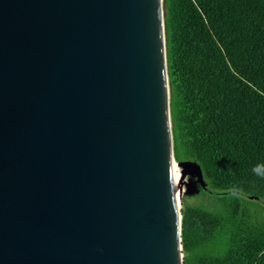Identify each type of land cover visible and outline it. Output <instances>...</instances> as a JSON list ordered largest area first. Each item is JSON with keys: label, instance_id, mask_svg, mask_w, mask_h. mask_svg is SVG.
<instances>
[{"label": "water", "instance_id": "water-1", "mask_svg": "<svg viewBox=\"0 0 264 264\" xmlns=\"http://www.w3.org/2000/svg\"><path fill=\"white\" fill-rule=\"evenodd\" d=\"M186 175L164 0H0V264H184Z\"/></svg>", "mask_w": 264, "mask_h": 264}, {"label": "trees", "instance_id": "trees-1", "mask_svg": "<svg viewBox=\"0 0 264 264\" xmlns=\"http://www.w3.org/2000/svg\"><path fill=\"white\" fill-rule=\"evenodd\" d=\"M164 11L175 159L202 166L200 192L215 200L182 201L184 264H264V177L252 171L264 164V0Z\"/></svg>", "mask_w": 264, "mask_h": 264}, {"label": "rangeland", "instance_id": "rangeland-1", "mask_svg": "<svg viewBox=\"0 0 264 264\" xmlns=\"http://www.w3.org/2000/svg\"><path fill=\"white\" fill-rule=\"evenodd\" d=\"M165 12V11H164ZM194 175H186L184 181L189 184L188 188L186 185H183V197L182 201L185 200L190 206H209L214 203V199L207 195L201 194L196 191L197 188H200L199 183L197 182L196 177ZM209 250H199L198 254L191 255V262H194L200 255H204L206 252H210Z\"/></svg>", "mask_w": 264, "mask_h": 264}, {"label": "clouds", "instance_id": "clouds-1", "mask_svg": "<svg viewBox=\"0 0 264 264\" xmlns=\"http://www.w3.org/2000/svg\"><path fill=\"white\" fill-rule=\"evenodd\" d=\"M253 173H255L257 176L264 177V164H257L252 169ZM170 184L172 183V177L170 176ZM233 195H235V190H233Z\"/></svg>", "mask_w": 264, "mask_h": 264}, {"label": "bare ground", "instance_id": "bare-ground-1", "mask_svg": "<svg viewBox=\"0 0 264 264\" xmlns=\"http://www.w3.org/2000/svg\"><path fill=\"white\" fill-rule=\"evenodd\" d=\"M169 72V71H168ZM176 153V152H175ZM202 167V166H201ZM173 175H174V179H175V183L176 185H179L181 182V173L180 170L176 167V165L173 166ZM211 189V187H210ZM177 193H178V189H177ZM201 193V192H200ZM256 196V195H255ZM242 204V203H241ZM246 210V209H245ZM252 217V216H251ZM249 223V222H248ZM183 226V225H182ZM184 250V249H183Z\"/></svg>", "mask_w": 264, "mask_h": 264}]
</instances>
